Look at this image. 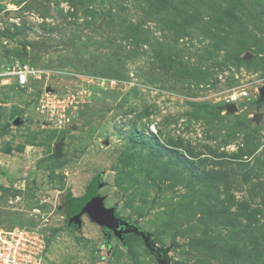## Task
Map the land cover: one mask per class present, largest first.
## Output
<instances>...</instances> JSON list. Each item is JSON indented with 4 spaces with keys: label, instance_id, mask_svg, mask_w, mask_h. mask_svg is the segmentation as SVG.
Wrapping results in <instances>:
<instances>
[{
    "label": "rangeland",
    "instance_id": "1",
    "mask_svg": "<svg viewBox=\"0 0 264 264\" xmlns=\"http://www.w3.org/2000/svg\"><path fill=\"white\" fill-rule=\"evenodd\" d=\"M24 59L38 79L0 85V225L42 229L43 264H163L139 236L67 224L65 193L101 173L169 264H261L264 0H0V70ZM44 90L76 97L70 127H44ZM232 91L249 93L234 114Z\"/></svg>",
    "mask_w": 264,
    "mask_h": 264
},
{
    "label": "built area",
    "instance_id": "2",
    "mask_svg": "<svg viewBox=\"0 0 264 264\" xmlns=\"http://www.w3.org/2000/svg\"><path fill=\"white\" fill-rule=\"evenodd\" d=\"M38 74L40 72L30 65L17 62L5 70H0V85L11 78L17 87L24 89L29 86L32 78L38 79ZM248 97L247 91H232L222 98V102L224 106H238ZM75 100V96L58 95L44 90L39 95L36 106L37 113L47 118V121L43 120L44 127H54L57 130L70 127L73 123V112L70 109L75 106ZM47 239V234L37 227L23 225L9 229L0 225V264H43Z\"/></svg>",
    "mask_w": 264,
    "mask_h": 264
},
{
    "label": "water",
    "instance_id": "3",
    "mask_svg": "<svg viewBox=\"0 0 264 264\" xmlns=\"http://www.w3.org/2000/svg\"><path fill=\"white\" fill-rule=\"evenodd\" d=\"M250 58V54L246 56ZM260 98L259 103L264 102V88L259 92ZM225 109L228 113L234 114L238 112V106L235 104L226 105ZM262 118V114H258L255 117V122L259 123ZM14 123L19 124L18 120H15ZM57 153L60 154L59 149ZM84 213H78L74 218V223L77 226L82 225V216L87 215L90 220L99 224L101 227L106 229L109 232H112L114 236L118 237L122 242L125 240L127 234H139L144 240L147 247H151L150 237L144 233L142 229L133 228L129 223L124 222L120 218H117L115 215L114 208H107L104 203V198L98 194H92L89 197L88 202L83 208Z\"/></svg>",
    "mask_w": 264,
    "mask_h": 264
},
{
    "label": "trees",
    "instance_id": "4",
    "mask_svg": "<svg viewBox=\"0 0 264 264\" xmlns=\"http://www.w3.org/2000/svg\"><path fill=\"white\" fill-rule=\"evenodd\" d=\"M10 35V34H8ZM23 64H26V60H22ZM159 148H162V146H157ZM194 176H196L197 178H201L202 176L198 173V172H194ZM101 178H102V173L101 174H97L92 181L88 184L87 186V190L86 193L83 197L77 198V197H73L71 195V193L68 191L67 193H65L64 195V200L62 205L60 206V208L63 209V211L65 212V218H66V222L68 225L70 224H75L74 223V218L78 213H84L83 212V208L85 206V204L88 202L89 197L92 194H97L98 190L103 186V183L101 182ZM115 209V207H114ZM134 228H137L136 225H132ZM106 233L109 235V233L106 231ZM130 235H134V236H139L141 237L139 234H128L125 237L124 243L125 245L127 244L126 239L128 236ZM112 236V235H109ZM150 250L152 252V254H154V256L159 260V262L163 263V264H169V258L167 257V253L166 250H160L157 249L156 247L152 248L150 247ZM263 255L260 253L259 256V260L261 262V264H264V258ZM249 260H251V258H248Z\"/></svg>",
    "mask_w": 264,
    "mask_h": 264
},
{
    "label": "flooded vegetation",
    "instance_id": "5",
    "mask_svg": "<svg viewBox=\"0 0 264 264\" xmlns=\"http://www.w3.org/2000/svg\"><path fill=\"white\" fill-rule=\"evenodd\" d=\"M131 226H132V225H131ZM132 227H133V226H132ZM105 231H107V230L105 229ZM107 232L109 233V235L114 236L112 232H109V231H107ZM131 234H134V233H131ZM127 235H128V234H127ZM127 235H126V236H127ZM126 236H125V237H126Z\"/></svg>",
    "mask_w": 264,
    "mask_h": 264
}]
</instances>
